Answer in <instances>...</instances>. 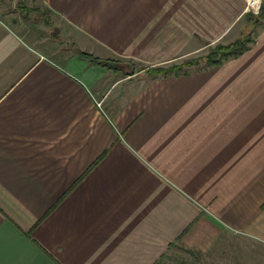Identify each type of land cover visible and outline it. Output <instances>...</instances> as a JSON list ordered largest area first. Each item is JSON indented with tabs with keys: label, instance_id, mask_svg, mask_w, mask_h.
Here are the masks:
<instances>
[{
	"label": "crops",
	"instance_id": "crops-1",
	"mask_svg": "<svg viewBox=\"0 0 264 264\" xmlns=\"http://www.w3.org/2000/svg\"><path fill=\"white\" fill-rule=\"evenodd\" d=\"M12 1L76 47L59 62L0 15V264H163L174 244L264 264V14L246 0ZM247 31L219 65L148 68Z\"/></svg>",
	"mask_w": 264,
	"mask_h": 264
},
{
	"label": "rangeland",
	"instance_id": "rangeland-1",
	"mask_svg": "<svg viewBox=\"0 0 264 264\" xmlns=\"http://www.w3.org/2000/svg\"><path fill=\"white\" fill-rule=\"evenodd\" d=\"M263 5L264 0L262 2V6ZM34 8L35 6L28 7L15 4V2H11V0H0V15L4 16V18L9 16V22H11L25 39L47 52L53 59L59 62L65 61L69 50L76 47L75 43L69 41V30L63 23L56 20L53 15L47 11ZM259 14L260 11L258 13H253L254 22ZM242 37L250 39L251 33L249 31L244 32ZM234 42H236V40L232 42L221 40L215 43H206L201 45V48L189 50L178 59L148 68L150 71H153L156 68H170L174 65H182L184 68L181 72H183L207 67L206 56L209 55L211 51L220 44L227 46ZM192 61L195 62L193 65L187 64V62ZM140 68L141 67H138V69ZM162 262L163 264H214L212 257L209 255H198L197 253L186 250L178 244H174L169 248Z\"/></svg>",
	"mask_w": 264,
	"mask_h": 264
},
{
	"label": "trees",
	"instance_id": "trees-1",
	"mask_svg": "<svg viewBox=\"0 0 264 264\" xmlns=\"http://www.w3.org/2000/svg\"><path fill=\"white\" fill-rule=\"evenodd\" d=\"M264 14V8L262 7L260 10V14L257 19L261 18V16ZM250 39L243 37L236 42L229 44L227 46L225 45H218L209 55L206 56V64L207 66H216L221 63H223L228 58L238 55L242 53L248 46V42ZM97 60L96 58H94ZM107 62V61H106ZM195 62H187L188 65H193ZM108 64V63H107ZM184 68L182 65H174L170 68H156L153 70V74L160 75V74H180V73H187L188 71L181 70Z\"/></svg>",
	"mask_w": 264,
	"mask_h": 264
},
{
	"label": "built area",
	"instance_id": "built-area-1",
	"mask_svg": "<svg viewBox=\"0 0 264 264\" xmlns=\"http://www.w3.org/2000/svg\"><path fill=\"white\" fill-rule=\"evenodd\" d=\"M247 1V11H252L253 13H258L262 8V2L263 0H246ZM101 105V102L98 103Z\"/></svg>",
	"mask_w": 264,
	"mask_h": 264
},
{
	"label": "bare ground",
	"instance_id": "bare-ground-1",
	"mask_svg": "<svg viewBox=\"0 0 264 264\" xmlns=\"http://www.w3.org/2000/svg\"><path fill=\"white\" fill-rule=\"evenodd\" d=\"M254 1H258V0H254Z\"/></svg>",
	"mask_w": 264,
	"mask_h": 264
},
{
	"label": "water",
	"instance_id": "water-1",
	"mask_svg": "<svg viewBox=\"0 0 264 264\" xmlns=\"http://www.w3.org/2000/svg\"><path fill=\"white\" fill-rule=\"evenodd\" d=\"M262 7H264V6H262Z\"/></svg>",
	"mask_w": 264,
	"mask_h": 264
}]
</instances>
